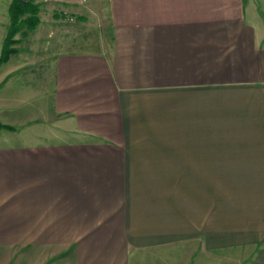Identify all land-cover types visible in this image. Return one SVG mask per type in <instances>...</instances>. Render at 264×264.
Instances as JSON below:
<instances>
[{"label": "crops", "instance_id": "0c3cea01", "mask_svg": "<svg viewBox=\"0 0 264 264\" xmlns=\"http://www.w3.org/2000/svg\"><path fill=\"white\" fill-rule=\"evenodd\" d=\"M91 1L109 50L0 66V264H264V0Z\"/></svg>", "mask_w": 264, "mask_h": 264}, {"label": "rangeland", "instance_id": "374dc122", "mask_svg": "<svg viewBox=\"0 0 264 264\" xmlns=\"http://www.w3.org/2000/svg\"><path fill=\"white\" fill-rule=\"evenodd\" d=\"M10 1L11 0H5V2H7V7L5 8L6 11L8 5L11 4ZM34 1L41 6V12L39 15L42 19V23L37 31H28L27 28L24 27L21 32L16 35L15 38L18 42L14 47L17 50L19 49L22 54L27 55L28 53H33L35 54V58L42 62L46 60L47 54L50 56L53 51L58 52L59 50H64L66 48L71 50L78 49L95 52L106 49L109 50L111 45L110 25L107 18L100 15V10H96L98 7H95V3L93 1L82 0L77 9H68L62 6L66 0ZM55 12L57 13L59 19L57 22L53 20V14ZM63 13L66 14L67 17L60 18ZM3 14L5 15L4 20H6V12ZM80 17H83V19L79 20ZM8 26L9 24H5L4 28L8 29ZM0 40V44H2L3 38H0ZM73 47L75 49H73ZM226 170L228 171V169ZM227 171L224 172L223 168H215V176H223L227 173ZM238 186L240 185L215 184L216 192L226 190L225 187L231 188L229 189L231 192H228L227 196L229 195V198L237 200L226 202L227 205H231L236 208L240 207V201L238 200L239 191L234 192L232 190H235ZM242 186H246V190L243 191V194L247 197L241 208H245L246 211L253 212L254 208H256L260 202L255 200L254 191L256 185H241V187ZM216 200H219L216 201V207L217 205L221 206V203L224 202L220 201V198H216ZM250 218L254 217H243V219L246 220H249Z\"/></svg>", "mask_w": 264, "mask_h": 264}, {"label": "trees", "instance_id": "16d2710c", "mask_svg": "<svg viewBox=\"0 0 264 264\" xmlns=\"http://www.w3.org/2000/svg\"><path fill=\"white\" fill-rule=\"evenodd\" d=\"M40 5L34 0H12L9 7V26L4 39L2 52L0 55V66L7 62L11 55L16 53L14 47L18 40L15 38L25 27L28 31H33L40 24ZM14 130L0 123V130Z\"/></svg>", "mask_w": 264, "mask_h": 264}]
</instances>
